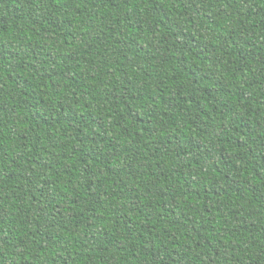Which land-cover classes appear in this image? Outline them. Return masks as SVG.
Listing matches in <instances>:
<instances>
[{
    "label": "trees",
    "instance_id": "trees-1",
    "mask_svg": "<svg viewBox=\"0 0 264 264\" xmlns=\"http://www.w3.org/2000/svg\"><path fill=\"white\" fill-rule=\"evenodd\" d=\"M0 264H264V0H0Z\"/></svg>",
    "mask_w": 264,
    "mask_h": 264
}]
</instances>
